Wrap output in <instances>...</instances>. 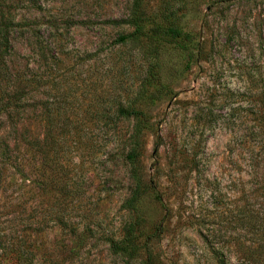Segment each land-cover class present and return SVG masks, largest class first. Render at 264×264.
I'll list each match as a JSON object with an SVG mask.
<instances>
[{
    "label": "rangeland",
    "instance_id": "obj_1",
    "mask_svg": "<svg viewBox=\"0 0 264 264\" xmlns=\"http://www.w3.org/2000/svg\"><path fill=\"white\" fill-rule=\"evenodd\" d=\"M17 1L7 60L41 77L26 129L42 141L40 173L52 169L77 193L67 201L74 209L65 227L45 234L55 264L141 262V255H112L105 239L119 237L133 219L122 208L134 188L124 161L131 122L113 113L152 69L163 92L140 108L160 139L141 138L140 241L156 237L163 223L153 244L161 264H264L253 254L264 238V154L257 148L264 128L255 121L264 95V0H143L155 16L182 15L193 39L183 49L120 42L132 28L106 21L123 23L130 0H34L37 13ZM24 15L46 47L42 59L24 52ZM13 123L16 132L5 121L0 135L9 142L6 149L0 143V264H24V110ZM75 226L83 235L68 241Z\"/></svg>",
    "mask_w": 264,
    "mask_h": 264
},
{
    "label": "trees",
    "instance_id": "obj_2",
    "mask_svg": "<svg viewBox=\"0 0 264 264\" xmlns=\"http://www.w3.org/2000/svg\"><path fill=\"white\" fill-rule=\"evenodd\" d=\"M12 1L0 0V135L5 121H9L13 131L16 132L17 124L13 122L24 110V264H55V244H49L45 234L55 225L65 227V214L69 212L68 210L74 209V206L67 201H71L74 195L77 196V193L69 189L70 186H74V182L71 183L69 179L62 181L59 177L56 179L52 169L46 176L44 173H40L38 158L42 141L38 133H35L33 137L29 135L26 124L28 122L27 108L30 106L28 104L32 99L35 100L30 93L38 88L41 77H38L36 73L26 75L25 71L24 74H21L9 66L7 60L10 49L9 34L13 30L15 20L12 3L16 5L19 3L17 0ZM35 3L34 0H24V10H36L37 13L40 7L38 5L35 7ZM181 16L176 11H167L155 16L148 12L143 0H130L128 15L123 23L113 19H108L106 23L115 26L125 24L132 28L129 33L120 37V42L134 43L136 47H140L153 41L161 45H173L175 48L183 49L193 44V39L190 34L182 30ZM27 19L24 15V52L30 53L37 59H42L45 57L46 47L41 41L38 29H28L30 25L26 24ZM157 64H155L156 67ZM160 80L158 71L153 69L149 71L144 81L139 85L134 98L124 103H117L113 113L116 119L131 122L124 161L128 166V177L134 184V188L124 199L122 208L129 212L133 219L119 237L107 238L105 243L112 255L125 257L126 261H131L141 255L140 264H161V258L155 253L153 244L159 239L163 223L158 225L156 237L144 241H140L139 238L142 179L136 166L141 156L140 146L143 134L152 133L156 139H160L158 129L140 108L143 99L154 102L161 97L163 84ZM260 101L263 107L262 116L260 118L257 116L255 121L262 122V128H264V95L261 96ZM37 110L38 105H33L35 120H37L36 117H39ZM45 114L50 133L49 138L52 139L54 135L52 133L54 128L53 108H48ZM254 133L259 134L255 130ZM0 143L4 149L9 148V142L2 140L1 136ZM257 144V148L264 154V134L263 139L259 140ZM252 168L255 170L257 164L254 163ZM254 218H257L256 214H254ZM72 228L67 232V240L81 239L82 232L78 231L76 226ZM262 240L263 243L257 244L253 254L260 253L264 258V238ZM254 258L256 262L261 259Z\"/></svg>",
    "mask_w": 264,
    "mask_h": 264
}]
</instances>
